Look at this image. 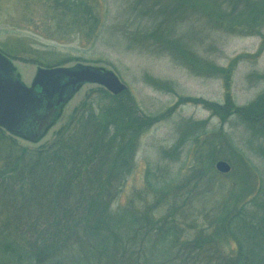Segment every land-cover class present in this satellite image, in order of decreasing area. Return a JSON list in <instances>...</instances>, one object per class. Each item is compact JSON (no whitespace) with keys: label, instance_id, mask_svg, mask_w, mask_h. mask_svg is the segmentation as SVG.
Wrapping results in <instances>:
<instances>
[{"label":"rangeland","instance_id":"obj_1","mask_svg":"<svg viewBox=\"0 0 264 264\" xmlns=\"http://www.w3.org/2000/svg\"><path fill=\"white\" fill-rule=\"evenodd\" d=\"M248 1L0 0V50L26 85L38 66L87 65L112 71L127 86L117 96L146 123L138 125L131 173L111 211L129 199L152 201L168 188L198 219L201 211L219 217L228 204L257 194L264 200V121L258 128L256 113L250 120L241 114L264 97V9L250 21ZM233 24L241 26L232 32ZM99 88L80 86L37 141L15 137L18 143L50 145L73 109ZM112 96L104 89L89 100L110 106ZM219 160L228 172L215 168ZM219 245L225 255L235 247L223 238Z\"/></svg>","mask_w":264,"mask_h":264},{"label":"trees","instance_id":"obj_2","mask_svg":"<svg viewBox=\"0 0 264 264\" xmlns=\"http://www.w3.org/2000/svg\"><path fill=\"white\" fill-rule=\"evenodd\" d=\"M248 2V17L255 22L264 0H258L262 7ZM98 91L104 89L90 91L73 109L50 145L22 146L0 128L1 264H264L260 194L228 204L219 217L201 211L198 219L197 210L178 203L168 188L152 201L129 199L111 211L131 173L138 125L146 120L117 95L110 106L100 101L94 107L89 98ZM260 99L251 106L254 112L241 109L245 119L256 113L258 128L264 121ZM209 107L218 112L216 105ZM248 165L244 169L251 176ZM159 207L162 214L156 216ZM221 238L235 243L226 255Z\"/></svg>","mask_w":264,"mask_h":264},{"label":"water","instance_id":"obj_3","mask_svg":"<svg viewBox=\"0 0 264 264\" xmlns=\"http://www.w3.org/2000/svg\"><path fill=\"white\" fill-rule=\"evenodd\" d=\"M84 83L103 86L114 96L126 89L112 71L87 65L38 67L28 87L15 76L9 60L0 53V127L37 141L54 122L59 107ZM215 167L221 173L230 170L223 160L217 161Z\"/></svg>","mask_w":264,"mask_h":264}]
</instances>
